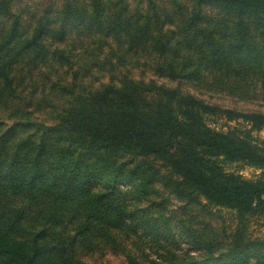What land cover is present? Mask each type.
I'll list each match as a JSON object with an SVG mask.
<instances>
[{
  "label": "trees",
  "instance_id": "trees-1",
  "mask_svg": "<svg viewBox=\"0 0 264 264\" xmlns=\"http://www.w3.org/2000/svg\"><path fill=\"white\" fill-rule=\"evenodd\" d=\"M255 131L264 0H0V264H264Z\"/></svg>",
  "mask_w": 264,
  "mask_h": 264
},
{
  "label": "rangeland",
  "instance_id": "rangeland-1",
  "mask_svg": "<svg viewBox=\"0 0 264 264\" xmlns=\"http://www.w3.org/2000/svg\"><path fill=\"white\" fill-rule=\"evenodd\" d=\"M213 101L220 102V103H228L229 105H234L236 103L235 101L231 100L230 98H223L221 96H216L212 98ZM218 128H225L227 129L228 125H236L235 122L228 123L226 120H219L217 124H215ZM255 136H258L260 139H264V131L262 132H254ZM226 170L229 172H236L237 174H241L246 178H255L260 177L263 170L256 167H250L245 166L243 167L240 163H234V164H227L225 166ZM220 208H216V210H219ZM219 212V211H216ZM224 215V219L222 221H218L214 223L211 227L214 230L224 229V227H227L229 230V233L234 231L235 227L239 225L238 219L236 220V214L227 209H222L221 213ZM249 229H250V235H252L253 239H261V241H264V219L263 218H251L249 220ZM222 232H224L222 230ZM221 232V233H222ZM102 264H125V260L122 257L109 254L105 259L101 261Z\"/></svg>",
  "mask_w": 264,
  "mask_h": 264
}]
</instances>
